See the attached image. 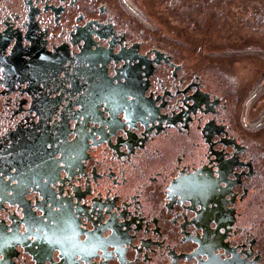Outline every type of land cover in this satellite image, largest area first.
<instances>
[{"label":"flooded vegetation","instance_id":"af4514ba","mask_svg":"<svg viewBox=\"0 0 264 264\" xmlns=\"http://www.w3.org/2000/svg\"><path fill=\"white\" fill-rule=\"evenodd\" d=\"M263 110L264 0H0V264H264Z\"/></svg>","mask_w":264,"mask_h":264},{"label":"built area","instance_id":"2783aa9c","mask_svg":"<svg viewBox=\"0 0 264 264\" xmlns=\"http://www.w3.org/2000/svg\"><path fill=\"white\" fill-rule=\"evenodd\" d=\"M260 88V85L258 87V89ZM249 120V118H247V122L249 124V126L251 127H260L264 125V110L262 111L261 115L258 118Z\"/></svg>","mask_w":264,"mask_h":264}]
</instances>
